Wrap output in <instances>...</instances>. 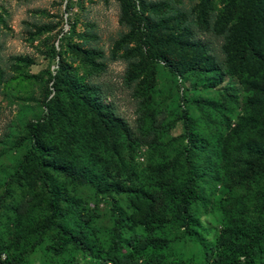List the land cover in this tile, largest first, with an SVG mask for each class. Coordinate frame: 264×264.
<instances>
[{
  "label": "rangeland",
  "instance_id": "374dc122",
  "mask_svg": "<svg viewBox=\"0 0 264 264\" xmlns=\"http://www.w3.org/2000/svg\"><path fill=\"white\" fill-rule=\"evenodd\" d=\"M144 25L167 64L148 55ZM261 57L264 0H0L1 257L14 249L23 264H94L113 237L124 244L144 238L143 227L127 220L131 195L113 188L128 185L153 192L167 207L168 222L152 234L167 241V262L212 261L228 245L231 215L254 216V196L249 188L224 183L219 160L211 157V178L205 177L200 199L189 207L193 235L184 233L176 208L166 202L168 191L184 180L181 110L188 112L192 135L217 146L244 106L261 109L255 87L243 84L247 79L264 87V78L257 81L264 74ZM61 62L64 79L104 113L114 111L122 126L113 121L104 127L88 112L68 111L67 97L52 88ZM48 91L62 123L40 127V142L51 149L46 161L107 177L103 194L52 172L54 187L91 214L85 226L90 253L67 246L56 254L50 248L54 230L41 225L47 193L34 181L28 126L41 119ZM197 156L192 159L201 163ZM72 214L66 215L69 227L78 221ZM13 241L19 247L8 246Z\"/></svg>",
  "mask_w": 264,
  "mask_h": 264
},
{
  "label": "trees",
  "instance_id": "16d2710c",
  "mask_svg": "<svg viewBox=\"0 0 264 264\" xmlns=\"http://www.w3.org/2000/svg\"><path fill=\"white\" fill-rule=\"evenodd\" d=\"M144 27V36L147 40L144 45L149 50L148 55L153 56L154 59L161 58L167 64L165 56L160 53V43L153 37L150 26L144 25ZM261 60H264V57H261ZM168 66L170 65L168 64ZM186 71V68L177 69L176 73L183 74ZM64 72L61 62L53 76L52 88L55 92H61L67 97L70 113L83 110L90 113L104 127L113 121L117 123L115 127L122 126L123 122L114 111H110L109 114L104 113L103 106L94 105L89 99L84 98L83 92L78 91L76 85L64 79ZM249 74L251 75L252 72ZM263 78L264 74L259 75L257 81ZM246 80L243 81V84L248 88L251 85L253 88L255 87L253 90L255 96L262 100L259 106L261 109L260 111L255 108L251 109L249 104L244 106L243 115L238 117L235 126L224 137L216 138L218 145L216 144L215 147H211V141L192 135L188 112L185 109L181 110V119L185 130L183 135L186 139L180 153L182 156L180 165L184 171V180L168 191L166 202H171L176 208L175 217L187 227L184 233L189 236L193 235L188 228L191 224L189 207L200 199L203 192L201 184L205 182V177L211 178L210 173L214 166L211 157H216L219 160L216 168L223 170L224 178L221 180L224 183L232 181L235 187L249 188L254 196L252 201V204H255L254 216L246 217L244 220L240 214L231 215L229 223L225 227L227 236L225 240L228 245L221 246L212 261L207 260L203 264H264V87L259 88L262 86L258 82L252 83V81L247 82ZM47 93L43 102L45 111L41 115V119L28 126L29 155L35 163L34 181L37 179L47 193L48 215L44 217L41 225L45 229L54 230L50 248L56 254L67 246L90 253L85 226L90 221L91 214L81 208L78 201L76 203L67 194L63 195L54 187L52 172L64 173L72 183L77 185L90 184L103 194L109 191L103 181L106 176L104 178L101 175L100 177L95 176L91 169L81 170L73 165L63 167L46 161L50 156L51 149L40 142V127L52 120L59 124L62 123L61 113L56 107L53 97L48 99L51 92ZM122 128L125 136L130 137L127 129ZM217 148H221L219 154L215 150ZM194 153L198 155L197 157L203 158L201 163L192 159L196 155ZM113 188L114 191L131 195L129 200L131 211L127 220L132 226H142L146 234L142 239H129L125 244L118 236L113 237L107 249L101 251V255H95L94 264H173L167 262L162 254L163 249L167 246V241L152 236L156 229L164 228L168 222L167 207L160 206L151 191L128 185H115ZM77 209V214H72ZM69 214L78 219L74 227L68 226L66 215ZM19 244L18 241H13L8 246L19 247ZM2 247L3 244L0 240V264H23V254L14 249L6 251L7 256L2 258L1 256L4 254ZM71 264L78 263L72 262Z\"/></svg>",
  "mask_w": 264,
  "mask_h": 264
}]
</instances>
